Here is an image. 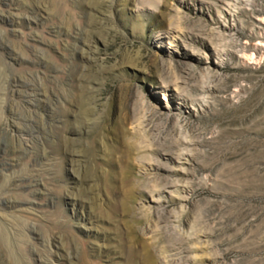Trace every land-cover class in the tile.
Returning <instances> with one entry per match:
<instances>
[{
  "label": "rangeland",
  "instance_id": "rangeland-1",
  "mask_svg": "<svg viewBox=\"0 0 264 264\" xmlns=\"http://www.w3.org/2000/svg\"><path fill=\"white\" fill-rule=\"evenodd\" d=\"M0 264H264V0H0Z\"/></svg>",
  "mask_w": 264,
  "mask_h": 264
},
{
  "label": "bare ground",
  "instance_id": "bare-ground-1",
  "mask_svg": "<svg viewBox=\"0 0 264 264\" xmlns=\"http://www.w3.org/2000/svg\"><path fill=\"white\" fill-rule=\"evenodd\" d=\"M15 81V80H14ZM19 82V81H18ZM20 83V82H19ZM18 85V84H17ZM32 125V124H31ZM16 130L17 131H20L18 128H16ZM23 178H24V176H23ZM20 180H21V177H20ZM25 181H27V180H25ZM7 202V201H6Z\"/></svg>",
  "mask_w": 264,
  "mask_h": 264
}]
</instances>
